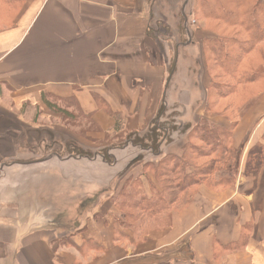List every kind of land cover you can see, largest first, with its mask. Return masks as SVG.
<instances>
[{"label": "crops", "instance_id": "1", "mask_svg": "<svg viewBox=\"0 0 264 264\" xmlns=\"http://www.w3.org/2000/svg\"><path fill=\"white\" fill-rule=\"evenodd\" d=\"M160 1L0 0V167L46 162L19 158L30 152L20 139L23 109L41 105L46 94L75 99L101 132L125 136L110 149L139 155L121 180L134 176L145 190L155 178L131 173L166 156L182 158L200 122L231 128L229 117L207 111L201 45L217 36L195 29V42H187L181 3ZM156 24L162 32L151 31ZM160 122L172 130L155 153L150 135ZM232 144L239 153L234 185L207 180L188 205L169 210L162 228L149 226L161 216L124 221L113 202L119 192L79 227L75 218L56 226V215L45 222L33 216L27 194L5 203L0 192V264H264V91L240 114ZM146 221L141 240L136 225Z\"/></svg>", "mask_w": 264, "mask_h": 264}, {"label": "rangeland", "instance_id": "2", "mask_svg": "<svg viewBox=\"0 0 264 264\" xmlns=\"http://www.w3.org/2000/svg\"><path fill=\"white\" fill-rule=\"evenodd\" d=\"M172 1H179L181 6L182 4L185 5L184 7L180 6L178 9H181L179 11L180 17L183 13L185 15L184 18H181V21L184 29L187 28V42H195L193 37L195 29H200L209 32L210 35L222 36L223 43H227L228 51H231V53L229 55L224 53L218 59V62H220L218 64L216 58L210 53V47L205 44L201 45L204 51L201 55L200 64L207 69L206 80L208 81V77L210 79L208 96L211 113H217L226 119L229 117L232 121L237 120L259 93L264 91V48L261 49L262 54L255 53L249 55L250 57L244 56L240 49L234 47L233 40L228 38L237 36L238 33L236 32H240L241 40L247 41L249 39V35L245 33L248 28H235L231 23H233L237 12H246L245 10L252 8L257 0H243V4L245 3L244 8L236 6L234 0H230V2L229 0ZM218 5H221L222 8ZM217 15L223 17L224 20L221 22L211 18V16ZM262 15L264 16V5H262L260 15H258L262 17L264 23ZM151 26V31H163V26L160 24ZM201 49L200 53H202ZM237 61L244 62L242 65L244 64V68H247L246 73L253 75V79L255 78V81L251 84H244L238 79L234 80L225 72L229 69L232 73L235 68H238V65L235 64ZM223 97L226 98L222 99ZM22 121L25 123L21 124L20 128L22 131L21 143L22 146L26 145L30 152H26V155L22 154L19 158L27 160L40 159L46 162L43 165L28 168L15 166L10 169L7 166H1L0 192L3 196V193H6L8 197L6 200L2 199V201L15 203L23 194H27L29 201L35 205L32 209L34 211L33 216L36 215L37 218L44 216L43 220L46 222L49 220L48 218L56 215L57 218H61L59 221L54 222L59 227L70 226L68 222L70 223L74 218V223L79 227L83 218L90 213L91 215L95 213L98 207L111 206L107 198L116 192H119L120 199H113L114 206L120 211V216L124 217V221L128 224H135L134 219L137 220V217L143 218L142 209L139 208L142 205L137 203V199L123 196L125 192L127 193L126 190L129 189L133 193H138L139 189L141 192L146 190L151 192L155 186H158L159 191H164L171 184L167 181L172 180L182 170L175 163L170 164L167 168L162 167L160 171H157L155 166L158 163H151L152 167L145 165V167L137 169L131 174L136 176L141 171L146 176H149V173L154 177L159 173L160 178L156 180L155 185L152 183L149 186L145 185V190L142 181L132 179L134 176L128 182H122L121 172L124 173V170L128 168L127 165L138 157L139 153L127 157L132 151L111 150L122 146L121 141L125 136L121 138L113 133L101 132L90 118L85 117L81 111H78L72 101L46 98L41 105L26 104L23 109ZM207 137L202 128L197 129L191 140V145L197 147L205 156L201 157L199 154H195V151H187V165L203 166L211 157L216 156L214 143L211 142L212 140H208ZM107 146L109 152H107ZM34 149H37V152L33 153L32 150ZM106 159L112 163V168L107 165ZM13 163L15 162L5 164ZM226 176H229V174H226ZM133 182H136V184L132 186ZM168 194L172 195L173 198L175 197L173 200L175 203L173 202L170 210H174L175 206H185V199L187 198L183 196L180 199L178 191L170 190ZM36 202L38 205H36ZM17 206H11V208L15 210ZM36 207L37 213H35ZM168 212L159 221L150 222L149 226L153 228L165 227L168 224ZM47 222H50V220ZM136 226L140 228L136 231L140 236L139 239L143 240L148 233L146 229L148 223L146 221Z\"/></svg>", "mask_w": 264, "mask_h": 264}, {"label": "trees", "instance_id": "3", "mask_svg": "<svg viewBox=\"0 0 264 264\" xmlns=\"http://www.w3.org/2000/svg\"><path fill=\"white\" fill-rule=\"evenodd\" d=\"M236 3V6L239 8H244L245 3L243 4V0H234ZM230 2V0H229ZM264 5V0H257L256 3L252 5V8L246 9V12L235 14L236 17L233 20L232 26L237 28H244L247 29L245 31L246 34H248V40H241L239 33L237 36L228 38L233 40L234 47H237V49H240L241 53L244 56H251L255 53L262 54V50L264 48V23L262 20V17L258 16L260 15V9ZM222 8L221 5H218ZM263 16V15H262ZM213 19H217L218 21H223V17L220 15L217 16H211ZM264 18V16H263ZM261 19V20H260ZM230 24V25H231ZM222 36L217 35L216 38H208L204 41V44L210 47V53L212 56H214L217 60V64L219 58L226 53L229 55L231 51H228L227 43H223L224 40L221 38ZM252 39V40H251ZM260 51V52H259ZM249 56V57H250ZM244 60V59H243ZM246 60V59H245ZM244 62L237 61L235 62L236 66L238 65V68H235L232 73L228 69L227 75L230 77H233L234 80L238 79L241 82L246 83H252L255 81V78L253 79V75L247 74V68H244ZM246 63V62H245ZM220 65V64H219ZM224 65V64H223ZM243 67V69H241ZM226 70V69H223ZM238 72V73H237ZM264 75V74H263ZM250 78V80H248ZM230 85V84H227ZM234 87V86H233ZM232 87V88H233ZM229 97V96H226ZM226 97H223L222 99H225ZM46 98H56L51 95H43V101L46 100ZM63 101H72L78 111L80 112V106L78 102L75 99H60ZM166 111L164 108L162 109L161 115ZM207 111L211 113L210 107L208 105ZM82 112V111H81ZM83 113V112H82ZM84 114V113H83ZM85 117L90 118L89 116ZM91 119V118H90ZM160 121V118H159ZM237 120H233L232 126L230 129L224 130L221 128H217L213 126L211 123H209L206 120H203L200 122V124L195 128V130L192 132L191 137L193 138L194 134L196 133L197 129L202 128V131L207 134V139L212 140L211 142L214 143V148L216 149L214 153H216V156L213 158L211 157L208 162H206L203 166H197V165H187V151H195V154H199V156L204 157L199 151V149L191 145L192 141L189 142V145L186 148L185 155L182 158H177L174 156H166L160 162H158L157 171H160L162 167H169L170 164H175L178 167H181V173L175 176L172 180L167 181L171 183L169 187L166 188V190L160 192L156 187L152 189L151 195L147 196L145 192H141L139 189L138 193H133L129 189H127V193L125 192L123 196L131 197L133 199H137V203H139V208L142 209V214L148 217H162L166 212H168L173 204V198L172 195L168 194V191L170 190H176L182 195H184L187 199H185V205H188L194 195L196 194L197 188L202 183L206 182L207 180H214V182L211 184V186L216 187H231L234 185L236 174H237V168H238V162H239V153L233 148L232 144V131L233 127L235 125ZM202 126V127H201ZM156 129L152 134L150 135V141L153 142L152 147H154V152L157 153L158 147L161 142H163L167 137L170 131L172 130L171 124L164 125L161 122L159 125H155ZM160 131L161 134H157ZM191 138V140H192ZM133 139L131 136H128L127 140ZM161 140V141H160ZM133 141L136 143V140L133 139ZM204 141V140H202ZM205 143H207L205 141ZM210 146V144H209ZM142 148H146V145L144 143H141ZM213 156V155H212ZM106 162L111 164L110 161L106 159ZM151 166L148 165L147 167ZM165 168V169H166ZM229 174V176H226V174ZM155 180H158L160 178V174L157 173L156 176H154ZM139 181V180H136ZM136 182L132 183V186L135 185ZM210 184V183H209ZM129 188V187H128ZM129 190V191H128ZM184 197V198H185ZM183 198V197H182ZM120 199V198H119ZM187 201V202H186ZM120 203V200H119ZM175 203V202H174ZM137 219H141L140 217ZM242 241L238 244H235L234 247L240 248Z\"/></svg>", "mask_w": 264, "mask_h": 264}, {"label": "water", "instance_id": "4", "mask_svg": "<svg viewBox=\"0 0 264 264\" xmlns=\"http://www.w3.org/2000/svg\"><path fill=\"white\" fill-rule=\"evenodd\" d=\"M186 2H187V0H186Z\"/></svg>", "mask_w": 264, "mask_h": 264}]
</instances>
